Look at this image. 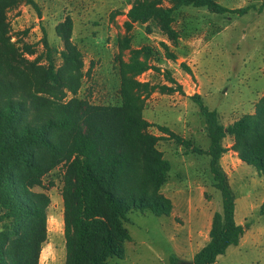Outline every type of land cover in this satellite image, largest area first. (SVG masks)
<instances>
[{
    "label": "trees",
    "instance_id": "trees-1",
    "mask_svg": "<svg viewBox=\"0 0 264 264\" xmlns=\"http://www.w3.org/2000/svg\"><path fill=\"white\" fill-rule=\"evenodd\" d=\"M22 2L40 14L35 0H0V264H40L48 240L51 198L36 189L61 165L65 264L124 259L125 244L131 240L126 227L129 213L172 214V200L162 192L172 164L158 148L167 138L209 159L212 186L221 192L222 210L213 214L209 241L191 264H217L229 247L240 244L245 232V226L235 220L236 195L221 166L227 153L223 142L230 137L239 160L264 177V99L253 114L224 126L218 112L210 110L200 95L191 97L210 139L209 147L202 149L144 116L147 96L156 91L183 92L169 71L162 73L169 86L138 80L149 70L161 72L151 65L153 48L131 49V37L119 39V102L93 104L79 96L84 58L73 41L72 17L67 15L55 28L62 48L52 47L44 32L46 52L37 54L32 45L19 39L13 42L10 35L8 13ZM188 7L219 15H243L249 10H229L217 0H134L126 14V33L135 25H146L151 32L152 24L177 47L181 35L174 27L176 14ZM161 47L168 60L177 61L170 45L161 43ZM126 50L130 51L127 61ZM152 127L167 137L150 133ZM175 262L182 264L176 257Z\"/></svg>",
    "mask_w": 264,
    "mask_h": 264
},
{
    "label": "rangeland",
    "instance_id": "rangeland-1",
    "mask_svg": "<svg viewBox=\"0 0 264 264\" xmlns=\"http://www.w3.org/2000/svg\"><path fill=\"white\" fill-rule=\"evenodd\" d=\"M133 1L35 0L40 14L22 2L8 13L10 35L13 42L19 39L32 45L37 54L46 52L44 32L52 47L62 48L55 28L71 16L73 41L84 58L85 78L79 96L97 105L119 102V39L131 37V49L153 48L155 56L150 62L161 72L149 70L140 76L141 82L169 86L162 74L169 71L183 92L168 95L156 91L147 96L145 118L207 149L210 139L205 120L191 97L200 95L210 110L218 112L224 126L253 114L264 99V0H217L229 10L248 7L243 15L183 8L174 24L181 35L177 47L152 24L151 32L146 25H135L126 33L125 11ZM24 31H28L26 36ZM161 43L170 45L177 61L165 57ZM129 56L130 51H124L125 61ZM149 132L162 136L156 127ZM223 144L227 153L221 163L236 195L235 220L245 226V232L240 244L229 247L217 264H264V177L233 153L230 137ZM158 148L172 164L170 178L162 189L174 203L172 216L157 217L148 211L129 213L126 227L131 240L125 244V258H112L107 264H180L175 257L182 263H192L194 254L209 240L213 214L222 210L221 192L212 186L209 159L168 138L160 141ZM63 172L61 165L44 178L42 188L36 189L51 198L48 240L40 264H65Z\"/></svg>",
    "mask_w": 264,
    "mask_h": 264
},
{
    "label": "crops",
    "instance_id": "crops-1",
    "mask_svg": "<svg viewBox=\"0 0 264 264\" xmlns=\"http://www.w3.org/2000/svg\"><path fill=\"white\" fill-rule=\"evenodd\" d=\"M130 7H131V6H130ZM130 7L125 11V16H126L128 10L130 9ZM126 19H127V17H126ZM145 109H146V106H145ZM149 122H150V121H149ZM150 123H151V122H150ZM151 124H152V123H151ZM161 134H162V133H161ZM154 135H156V134H154ZM156 136H158V135H156ZM162 136H165V135L162 134ZM162 136H159V137H162ZM165 137H167V136H165ZM233 153H234L235 155H237L235 152H233ZM222 159H224V156H223ZM222 159H221V161H222ZM221 166H222V163H221ZM222 168H223V166H222ZM163 194H164V193H163ZM166 197H167V196H166ZM168 198H170V197H168ZM171 200H172V199H171ZM172 203H173V201H172ZM173 210H174V203H173ZM171 216H172V214H171ZM63 223H64V222H63ZM211 223H212V221H210V228H211ZM209 231H210V230H209ZM208 241H209V240H208ZM200 249H201V248H200ZM200 249H199V250H200ZM199 250H198V251H199ZM198 251H197V252H198ZM197 252H196V253H197ZM196 253H195V254H196ZM195 254H194V255H195ZM193 258H194V257H193Z\"/></svg>",
    "mask_w": 264,
    "mask_h": 264
},
{
    "label": "water",
    "instance_id": "water-1",
    "mask_svg": "<svg viewBox=\"0 0 264 264\" xmlns=\"http://www.w3.org/2000/svg\"><path fill=\"white\" fill-rule=\"evenodd\" d=\"M183 264H191V263H183Z\"/></svg>",
    "mask_w": 264,
    "mask_h": 264
},
{
    "label": "built area",
    "instance_id": "built-area-1",
    "mask_svg": "<svg viewBox=\"0 0 264 264\" xmlns=\"http://www.w3.org/2000/svg\"><path fill=\"white\" fill-rule=\"evenodd\" d=\"M138 80L141 81V80H140V77L138 78Z\"/></svg>",
    "mask_w": 264,
    "mask_h": 264
},
{
    "label": "flooded vegetation",
    "instance_id": "flooded-vegetation-1",
    "mask_svg": "<svg viewBox=\"0 0 264 264\" xmlns=\"http://www.w3.org/2000/svg\"><path fill=\"white\" fill-rule=\"evenodd\" d=\"M183 264V263H182Z\"/></svg>",
    "mask_w": 264,
    "mask_h": 264
}]
</instances>
